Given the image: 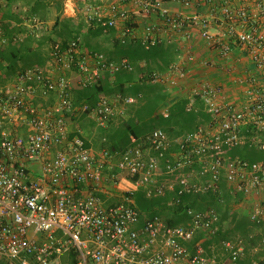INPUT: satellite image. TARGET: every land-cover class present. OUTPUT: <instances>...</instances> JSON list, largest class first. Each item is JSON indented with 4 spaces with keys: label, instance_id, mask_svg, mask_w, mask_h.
Here are the masks:
<instances>
[{
    "label": "built area",
    "instance_id": "1",
    "mask_svg": "<svg viewBox=\"0 0 264 264\" xmlns=\"http://www.w3.org/2000/svg\"><path fill=\"white\" fill-rule=\"evenodd\" d=\"M64 13H79L86 26L104 34L116 29L121 44L140 40L146 48L175 42L193 28L208 47L228 58L231 40H237L249 48L256 70L236 78L241 93L235 98H229L226 85L209 78L193 84L185 108L198 115L194 128L172 137L155 127L131 135L123 150L98 151L80 130L73 134L70 129L73 83L87 88L105 75L113 82L135 65L128 57L83 49L81 34L66 44L53 40L56 73L49 66H30L0 86V264H214L204 240L222 229L229 199L231 208L240 206L246 213L251 238L259 236L256 249L262 254L253 264H264V159L229 153L246 146L264 151V36L252 23L264 19V0L256 1L254 11L231 0H65ZM137 15L147 18L142 28L136 25ZM24 18L34 38L49 32L38 15ZM215 21L223 27L219 33L213 31ZM11 38L20 44L26 35ZM11 38L0 25V46ZM196 61L190 48H179L165 70H153L148 77L171 91L188 79ZM69 72L76 73L74 79ZM143 97L142 92L100 95L94 104L76 109L107 127ZM160 115L171 117L169 105ZM6 120L20 121L28 132H12ZM30 162L40 163L38 175L32 176ZM139 188L149 198L168 196L170 205L207 194L215 203L185 206L188 221L177 225L159 217L142 220L135 199ZM109 190L117 192V202L106 204L113 197ZM221 247L228 255L223 264H235L246 244L242 238H225ZM71 252L77 262L63 261Z\"/></svg>",
    "mask_w": 264,
    "mask_h": 264
},
{
    "label": "trees",
    "instance_id": "2",
    "mask_svg": "<svg viewBox=\"0 0 264 264\" xmlns=\"http://www.w3.org/2000/svg\"><path fill=\"white\" fill-rule=\"evenodd\" d=\"M96 29L101 33H104L101 28ZM5 30L6 35L11 38L13 36V33L10 34L7 31V28H5ZM47 35L48 36H42L41 39L36 40L37 45L40 46L42 40L48 39L47 43L51 47L53 40L57 39V34L53 31ZM91 39L92 36H85L83 38V49L98 50L96 48L86 47V42L89 43ZM28 42L29 40L26 39L25 42L14 44L11 38L9 43L0 46V78L10 76L11 74L15 76L18 71L23 70L26 67L43 66L42 59L38 55L33 54V52L32 54L30 53L33 50V43L30 42L31 44L29 45ZM63 42L66 44L68 41L63 40ZM118 44L121 47H118L116 50L111 52V57L115 59L128 57L135 65H137L140 60H145L147 62L151 60L154 66L149 63L147 66H145L148 71L151 70L149 73H151L153 70H161L163 67L162 65L167 66L171 61H173V59H169L168 57L171 53V50L168 48H164V44L152 46L150 48H146L139 40H130L125 44H121L120 42H118ZM158 60H160L162 64H159ZM24 62L28 64L25 67L22 65V63ZM147 79L150 80L149 77L144 78V80ZM134 81L135 80L133 78L132 72H122L117 74L113 82H111L109 77L105 75L102 77L99 83L87 88L79 87L76 81H74L73 90L71 92L74 110L71 113H78L79 110H77L76 108L85 103L94 104L100 95L112 96L118 93L123 95H130V90L128 87L129 84H133ZM155 87V91L157 92L152 89V91L149 92L151 93V95H145L140 100L141 102L146 101L145 105L139 106V104L138 106H135L133 110H130L128 113L129 116L125 118V120L123 119V122H121L118 127L110 132L109 137H106L105 145L109 150H123L129 144L131 135L142 136L155 127H163L168 132H171L170 130L172 129V125H179L181 128L189 130L190 128H194L198 123L197 113L189 112L186 110V100L184 99L178 100L171 107V117L169 119L163 118L160 115V109L167 105L169 96L164 86L156 83ZM135 89V94L142 91L141 86L138 85L134 86V90ZM70 114H68V118ZM72 120H74V117L72 118ZM229 153L231 156H241L251 161L264 159V151L256 149L254 150L247 146L243 148L231 149L229 150ZM135 199L137 207L142 212V220L159 217L169 225H177L188 221V217L184 212L185 206L191 205L196 208H204L208 205V201H211V203H215V197L211 194L202 196H185L184 205H170L168 203V196L154 197L153 201L150 202L148 201L143 188H139L135 192ZM231 202L232 201H230L229 199L228 206L222 215L223 222H226L225 220H228V222L231 224V230L227 231L222 227V229L216 236L225 239L231 236V232H243V236L247 240H251L253 242L257 237L254 236L251 238L247 232L250 226L248 217L241 214L239 215V213H234L233 211H231ZM107 204H111V202H108ZM201 236L202 235L200 234L197 235L193 242H198L201 239ZM204 244L206 245L207 243ZM77 260L78 257L70 259V261L73 262H77ZM235 264H242L241 258L236 261Z\"/></svg>",
    "mask_w": 264,
    "mask_h": 264
},
{
    "label": "crops",
    "instance_id": "3",
    "mask_svg": "<svg viewBox=\"0 0 264 264\" xmlns=\"http://www.w3.org/2000/svg\"><path fill=\"white\" fill-rule=\"evenodd\" d=\"M234 4L245 5L249 8L250 11L255 10V3L257 0H231ZM77 2V0H76ZM64 3L65 0H0V25L7 28V31L11 34H24L26 35V39L29 40V45L32 42L33 50L30 52L32 54L38 55L42 59L43 66L51 67L52 71L56 73L54 70V66L51 64V56H50V46L48 45V39L42 40L41 45H37V38H34L32 35H29V28L27 26V22L25 20V14H36L42 20L46 22V26L49 27V32L45 33L43 36H48L50 32L56 33V37L62 40L69 41L76 34H81L83 38L85 36H92V39L89 43L86 42V47L96 48L100 51L106 52L109 56L111 52L116 50L118 47H121L118 42V31L113 29L108 34L101 33L96 28H91L86 26L84 21L81 19L79 13H64ZM170 5L176 7V3H169ZM27 10V11H25ZM156 19L153 18L152 20ZM147 22V18L137 15L136 25L142 28V26ZM252 23L257 24L264 36V19L259 17L258 20L252 21ZM213 31L215 33H219L223 30L222 25L219 22L215 21L212 24ZM250 27V25H248ZM188 32L185 34H180L178 39L175 42H170L168 44H164V48H168L171 50L169 54V59H175L176 51L181 48H190L197 56V61L193 64L192 72L187 80L182 84L181 87L172 89L171 91H166L169 99L167 101V105L171 107L180 99L186 100L187 94L190 91V88L193 84L200 81L203 78H209L210 80L224 84L227 86V94L229 98H235L240 95L241 90L239 89L236 78L239 76H246L252 74L256 70V65L251 59L249 48L239 43L237 40H231V52L228 58H223L218 50L212 49L208 47L201 37L198 29L190 28ZM55 37V38H56ZM33 39V40H32ZM41 39V38H39ZM140 41V40H139ZM119 59V58H118ZM171 61V60H170ZM159 64H162L160 60H158ZM205 62H211L212 66H207ZM151 64L154 66L153 62L150 60L149 62L145 60H140L137 65H135L134 70L132 71L134 83L129 84V94L135 95L134 86H141V89L144 96L151 95L149 93L154 89L156 84L151 82L150 80H144V78L148 77L149 72L145 66ZM158 64V63H157ZM25 67L28 64L22 63ZM162 69L160 71L165 70L166 65H162ZM155 68V67H154ZM152 69V67H151ZM68 74H75V72H69ZM15 77V76H14ZM14 78L12 79V81ZM136 84V85H135ZM157 92V91H155ZM139 93V92H138ZM51 100V99H50ZM37 101V100H36ZM146 101H139L136 104H131L127 106V116L123 119L127 118L129 115V111L133 110L135 106H144ZM202 107V106H201ZM77 114V113H76ZM76 114L71 113L68 120L71 129V119ZM86 115L85 113H82ZM119 119V118H117ZM115 119V120H117ZM112 120L110 123H112ZM7 121V120H6ZM5 123H9L7 121ZM109 123V124H110ZM17 126H22V132H14L16 134H26L28 129L24 126L20 121L16 122ZM194 126V125H193ZM107 128V127H105ZM171 132H168L170 136L174 137L180 132L186 130L185 128H181L179 125H172ZM189 129V128H188ZM191 129V128H190ZM189 129V130H190ZM72 131V129H71ZM73 133V131H72ZM89 145V144H88ZM32 176L38 175V171L40 168L39 162H30L29 163ZM211 201H208L210 204ZM234 213H239V215H246V213L242 212L240 206L237 208H230ZM234 209V210H233ZM225 223V222H224ZM249 236L251 237L253 233V226L250 224L247 230ZM256 236V235H255ZM77 257L73 252L67 253L62 256L63 261H68L69 258ZM214 264H218L215 261ZM223 264V263H222Z\"/></svg>",
    "mask_w": 264,
    "mask_h": 264
},
{
    "label": "rangeland",
    "instance_id": "4",
    "mask_svg": "<svg viewBox=\"0 0 264 264\" xmlns=\"http://www.w3.org/2000/svg\"><path fill=\"white\" fill-rule=\"evenodd\" d=\"M72 79H74L75 74H68ZM14 78V75L6 76L4 78H0V86L12 82V79ZM39 104H44L42 100H38ZM74 120L71 121V129L73 131V134L77 132L78 130L81 131V134L93 149L95 150H101L103 148H106L105 145V138L109 137V134L111 131H113L118 125L123 122V118H119L112 123L108 124L107 128L98 126L91 118H89L87 115H83L81 111H78L76 116H73ZM125 120V119H124ZM70 124V123H69ZM6 126L12 131V132H22V126H17L16 122H9L6 124ZM117 161V157H114V162ZM123 176V175H122ZM109 195L113 194V197L111 199L106 200V204L108 202L115 203L118 201L119 196H117V192L114 190H109ZM147 197V196H146ZM148 201L152 202L153 198L147 197ZM226 222L223 224V228L225 230L229 231L231 230V224L228 222V220H225ZM229 238H242L245 241L246 249L244 255H242L241 260L242 264H253L254 260H257L260 255L262 254V251L259 249H256V245L258 243V235L255 237L256 240L253 242L251 240H247L243 236V232H231ZM223 238L214 236V237H207L206 240H204V243H207L205 246L206 252L209 256L214 257L218 264H222L225 260H227L228 255L227 253L222 249L221 242ZM71 258H69L68 261H70ZM33 264H35L33 262Z\"/></svg>",
    "mask_w": 264,
    "mask_h": 264
}]
</instances>
